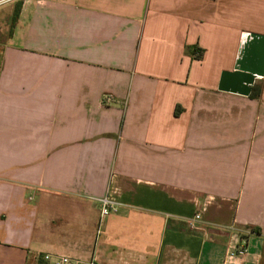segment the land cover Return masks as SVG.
<instances>
[{
    "label": "crops",
    "instance_id": "obj_1",
    "mask_svg": "<svg viewBox=\"0 0 264 264\" xmlns=\"http://www.w3.org/2000/svg\"><path fill=\"white\" fill-rule=\"evenodd\" d=\"M237 243L229 264H264V0H22L0 39V264H225Z\"/></svg>",
    "mask_w": 264,
    "mask_h": 264
},
{
    "label": "built area",
    "instance_id": "obj_2",
    "mask_svg": "<svg viewBox=\"0 0 264 264\" xmlns=\"http://www.w3.org/2000/svg\"><path fill=\"white\" fill-rule=\"evenodd\" d=\"M195 57H200V53L198 51H194ZM99 208H100V217L105 218L110 214L117 213L119 210V204L113 200L110 196L105 195L103 198L98 200ZM201 220L200 213H195L192 219L188 221L189 227L192 230L197 229V224ZM247 253V247L239 243L230 246L225 252L224 263L229 264L232 263L235 259L244 256ZM45 264H81L79 261L74 260L67 256H52V255H44L42 257ZM87 264H101L96 259L90 260Z\"/></svg>",
    "mask_w": 264,
    "mask_h": 264
},
{
    "label": "rangeland",
    "instance_id": "obj_3",
    "mask_svg": "<svg viewBox=\"0 0 264 264\" xmlns=\"http://www.w3.org/2000/svg\"><path fill=\"white\" fill-rule=\"evenodd\" d=\"M22 0H0V39L11 33L13 23L10 12L15 11L16 5Z\"/></svg>",
    "mask_w": 264,
    "mask_h": 264
},
{
    "label": "trees",
    "instance_id": "obj_4",
    "mask_svg": "<svg viewBox=\"0 0 264 264\" xmlns=\"http://www.w3.org/2000/svg\"><path fill=\"white\" fill-rule=\"evenodd\" d=\"M20 6H21V2L16 5L15 11L12 14L11 21L13 23V26H14V24L16 22L17 17H18ZM252 96L256 97V92H254Z\"/></svg>",
    "mask_w": 264,
    "mask_h": 264
},
{
    "label": "water",
    "instance_id": "obj_5",
    "mask_svg": "<svg viewBox=\"0 0 264 264\" xmlns=\"http://www.w3.org/2000/svg\"><path fill=\"white\" fill-rule=\"evenodd\" d=\"M235 77H238V78H236V79H241V80H243L244 82H246V83H251V77H248V76H235Z\"/></svg>",
    "mask_w": 264,
    "mask_h": 264
}]
</instances>
